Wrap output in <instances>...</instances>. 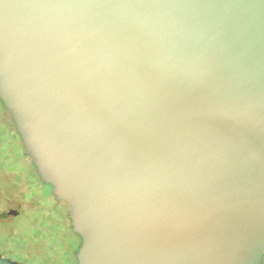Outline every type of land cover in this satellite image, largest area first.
<instances>
[{
  "label": "water",
  "instance_id": "obj_1",
  "mask_svg": "<svg viewBox=\"0 0 264 264\" xmlns=\"http://www.w3.org/2000/svg\"><path fill=\"white\" fill-rule=\"evenodd\" d=\"M0 102L76 264H262L264 0H0Z\"/></svg>",
  "mask_w": 264,
  "mask_h": 264
},
{
  "label": "rangeland",
  "instance_id": "obj_2",
  "mask_svg": "<svg viewBox=\"0 0 264 264\" xmlns=\"http://www.w3.org/2000/svg\"><path fill=\"white\" fill-rule=\"evenodd\" d=\"M0 133L5 146L0 157V250L25 264H76L80 238L71 230L68 206L54 201L50 186H42L23 146L15 142L14 126L1 102ZM17 204L20 215L8 218V206Z\"/></svg>",
  "mask_w": 264,
  "mask_h": 264
},
{
  "label": "flooded vegetation",
  "instance_id": "obj_3",
  "mask_svg": "<svg viewBox=\"0 0 264 264\" xmlns=\"http://www.w3.org/2000/svg\"><path fill=\"white\" fill-rule=\"evenodd\" d=\"M2 105V104H1ZM5 110V109H4ZM6 111V110H5ZM7 112V111H6ZM10 117V116H9ZM10 120H11V118H10ZM11 122H12V120H11ZM12 124H13V122H12ZM13 126H14V124H13ZM14 129H15V127H14ZM3 135H1V133H0V157H1V155L3 154V153H5V146H3V144H4V138L2 137ZM13 136H14V139H15V142L17 143V144H19V147L22 145V143H21V139H20V137H19V135H18V133H17V131H16V129H15V133H13ZM40 180V179H39ZM41 182V181H40ZM41 184H42V186L44 187V186H50V185H48V184H44V183H42L41 182ZM51 187V186H50ZM50 194H51V189H50ZM52 196V195H51ZM54 199V198H53ZM55 201V200H54ZM56 202V201H55ZM11 204V203H10ZM66 204V203H65ZM5 214H6V216L8 217V218H17L19 215H20V209H19V204H17L15 207H13V206H8V208H7V210H6V212H5ZM0 255L1 256H3V257H5V258H9V259H11V260H14V261H17V262H19V263H22V264H25V261L22 259V258H18L16 255H13V254H9V252L7 251H3V250H0Z\"/></svg>",
  "mask_w": 264,
  "mask_h": 264
},
{
  "label": "trees",
  "instance_id": "obj_4",
  "mask_svg": "<svg viewBox=\"0 0 264 264\" xmlns=\"http://www.w3.org/2000/svg\"><path fill=\"white\" fill-rule=\"evenodd\" d=\"M78 236V235H77Z\"/></svg>",
  "mask_w": 264,
  "mask_h": 264
}]
</instances>
